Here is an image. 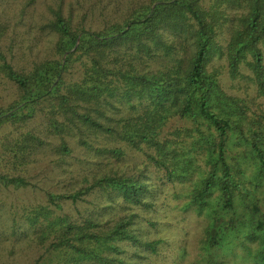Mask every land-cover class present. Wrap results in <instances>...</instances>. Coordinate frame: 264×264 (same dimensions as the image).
<instances>
[{"label": "trees", "instance_id": "trees-1", "mask_svg": "<svg viewBox=\"0 0 264 264\" xmlns=\"http://www.w3.org/2000/svg\"><path fill=\"white\" fill-rule=\"evenodd\" d=\"M203 1L139 0L99 31H78L59 12L40 27L56 35L58 57L24 62L10 57L9 26L0 23V78L17 90L0 106V133L9 129L0 206L5 192L37 190L27 173L40 154L59 156L62 167L76 140L99 158L82 175L86 185L74 177L64 191L41 188L19 213L11 208L12 235L26 225L32 234H20L42 250L33 264H134L123 256L127 244L157 252L163 240H143L134 228L137 209L154 205L150 173L183 187L188 205L206 213L199 264H214L211 250L241 237L255 244L241 240L243 260L264 264V0ZM75 60L81 77L66 82ZM225 74L250 82L254 94L228 91ZM39 115L45 128H28ZM129 149L144 160L121 174L109 163ZM113 206L123 214L104 218Z\"/></svg>", "mask_w": 264, "mask_h": 264}, {"label": "rangeland", "instance_id": "rangeland-1", "mask_svg": "<svg viewBox=\"0 0 264 264\" xmlns=\"http://www.w3.org/2000/svg\"><path fill=\"white\" fill-rule=\"evenodd\" d=\"M30 1L0 0V23L9 26L5 42L14 46L13 52H10V57L14 61L32 60L30 57L35 59L58 57L53 46L56 35L51 31H42L40 27L44 23L54 21L59 12L70 19L72 26L78 31L82 29L99 31L108 23L123 22L132 8L140 3L139 0H34L29 3ZM203 4L209 6L211 0H204ZM81 74L79 60H75L64 73L65 81H79ZM223 83L228 91L244 96L252 95L255 91L254 87L249 85L250 82L241 80L240 83H233L227 74L223 76ZM16 98L15 84L0 78V106L6 108ZM44 121V117L39 115L32 120L28 128L44 129ZM8 130L0 133V152L3 151L2 138ZM70 144L74 149L73 156L67 158V164L64 166H60L59 156L54 154H40L39 162L32 164L27 177H31L36 185L34 189L37 190H12L4 193L5 203L0 206V264H33L42 252L29 236L24 239L20 234L24 231L27 235H31L32 231L28 229V226L21 225L19 232L12 235L11 216L8 219V215L14 204L17 205L14 208L19 213L22 206L35 202L42 194L41 188L64 191L68 188L70 181H74V177H79V185H86L82 175L85 172L90 174L93 169H96L94 167L99 158H92V154H88L76 140H71ZM143 160L141 153L129 149L123 161L112 160L109 164L121 174L132 175L142 166ZM102 161L107 162L105 159ZM62 168L66 170L65 174ZM1 169L2 166H0ZM149 177L151 188L154 189V205L151 208L137 209L139 217L134 228L143 240L161 239L163 242L157 246V252H151L143 246L127 244L124 247L126 252L123 256L134 264H199L202 254L207 251L203 244L206 213L200 215L188 205V198L182 194L183 187H175L171 184L163 186L157 182L154 173H150ZM180 190L181 194H179ZM35 191L39 193H34ZM91 200L97 203L95 197ZM72 211L74 212L73 209ZM123 212L119 206H113L105 213L104 218L110 219L118 214L122 215ZM15 217L18 219L19 214L16 213ZM241 240L246 245L255 247L251 240L241 237L232 242L228 249L220 246L212 249V262L214 264H251V261L243 260L245 249L239 245Z\"/></svg>", "mask_w": 264, "mask_h": 264}, {"label": "water", "instance_id": "water-1", "mask_svg": "<svg viewBox=\"0 0 264 264\" xmlns=\"http://www.w3.org/2000/svg\"><path fill=\"white\" fill-rule=\"evenodd\" d=\"M79 40H80V37L78 38V40H77V44H76V46L74 47L73 50H75V49L78 47V45H79Z\"/></svg>", "mask_w": 264, "mask_h": 264}]
</instances>
